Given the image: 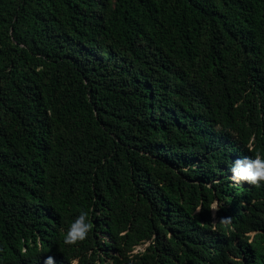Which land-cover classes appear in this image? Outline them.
Segmentation results:
<instances>
[{
	"label": "trees",
	"instance_id": "obj_1",
	"mask_svg": "<svg viewBox=\"0 0 264 264\" xmlns=\"http://www.w3.org/2000/svg\"><path fill=\"white\" fill-rule=\"evenodd\" d=\"M257 153L264 0H0V264H264Z\"/></svg>",
	"mask_w": 264,
	"mask_h": 264
},
{
	"label": "clouds",
	"instance_id": "obj_2",
	"mask_svg": "<svg viewBox=\"0 0 264 264\" xmlns=\"http://www.w3.org/2000/svg\"><path fill=\"white\" fill-rule=\"evenodd\" d=\"M232 179L234 182H246L255 186H260L264 182V155L256 154L255 158L244 157L235 160L231 167ZM202 209L197 208V212ZM210 210L213 212V227H215V213L219 211L216 203L211 204ZM231 217H221L219 223L224 226L231 224ZM94 225L88 219V213L81 211L80 215L71 223L64 235L65 244L74 245L85 240L93 230ZM143 249V247L139 248ZM45 264H55L54 258L49 256Z\"/></svg>",
	"mask_w": 264,
	"mask_h": 264
}]
</instances>
